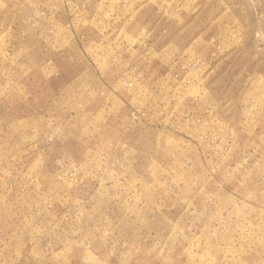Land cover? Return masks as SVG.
Wrapping results in <instances>:
<instances>
[{
    "label": "rangeland",
    "instance_id": "rangeland-1",
    "mask_svg": "<svg viewBox=\"0 0 264 264\" xmlns=\"http://www.w3.org/2000/svg\"><path fill=\"white\" fill-rule=\"evenodd\" d=\"M0 264H264V0H0Z\"/></svg>",
    "mask_w": 264,
    "mask_h": 264
}]
</instances>
